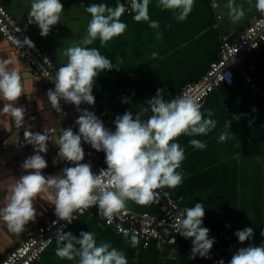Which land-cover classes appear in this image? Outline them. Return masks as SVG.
<instances>
[{"label": "crops", "instance_id": "crops-1", "mask_svg": "<svg viewBox=\"0 0 264 264\" xmlns=\"http://www.w3.org/2000/svg\"><path fill=\"white\" fill-rule=\"evenodd\" d=\"M8 10L22 24L32 37L52 56L60 66L66 62L62 55L64 49L75 43L85 34L90 14L85 8L92 3H106L114 7L117 0H60L63 13L60 22L52 27L47 37L38 36L40 29L35 24H28L30 0H1ZM214 1L218 2L214 5ZM126 5L129 0H119ZM228 0H194V6L186 20L178 22L175 13L157 7V0H150L149 16L159 22V29L149 27L148 22H136L133 14L126 11L121 20L128 27L124 34L114 37L106 47H101L96 40L89 47L99 48L102 55L117 62L122 59L121 68L106 70L94 79L93 95L95 106L114 124L115 117L126 111H142L148 107L147 100L155 96L158 89L162 95L170 97L176 94L186 83L197 81L205 74L210 63L219 56L222 39H233L259 13L255 0H235L243 5L245 17L233 24L227 16L225 7ZM153 53H156L153 56ZM9 58L22 77L25 95L19 103L26 108V127L32 131H48L53 140L48 143L45 155L48 166L42 170L47 175L60 174L67 165L57 157L59 148L55 145L59 130L71 126L75 109L67 106L63 117L56 113L47 101L46 92L52 88L45 81L30 78L31 68L16 52L4 43L0 36V59ZM235 58L229 63L233 64ZM264 42L248 54L247 64L255 66L252 72L260 88H264ZM129 99L130 103L122 102ZM2 106V102H0ZM203 109H212V119L217 120L216 128L206 136L188 137L181 135L178 142L185 149V159L181 163L184 174L183 183L174 189L167 188L180 199L182 208L193 207L202 203L205 208L203 227L214 233L215 242L223 246L220 228L231 224L238 230L252 227L259 245L264 243V93L249 89L242 84V68H236L235 83L222 85L215 89L205 100ZM256 109L253 112V109ZM149 110L142 116L147 119ZM240 116L239 120L233 119ZM251 121V123H249ZM230 122L231 127L225 128ZM115 126V124H114ZM228 133L225 141L219 140L222 132ZM24 128L17 130L12 119L0 115V207L10 195L9 188L23 174L20 164L33 154V146L23 143ZM190 139L205 142L204 149H194ZM8 142L3 149V141ZM48 193H41L34 201L37 209L36 220L30 221L19 234L9 230L6 223L0 221V261L7 252L23 238L34 232L47 217L54 214V205L48 200ZM127 207L137 211H154L155 206L137 205L127 202ZM81 231L96 234L97 241H105L122 250L128 264H208L197 255L190 258L192 247L180 236L171 232L165 239L152 240L148 245L141 237L136 247L130 245V237L118 233L107 226L103 218L96 214L82 216L68 232L79 236ZM170 240V241H169ZM238 247L241 244L235 237ZM57 243L53 244L33 264H78L75 260L61 259L55 254Z\"/></svg>", "mask_w": 264, "mask_h": 264}, {"label": "clouds", "instance_id": "clouds-1", "mask_svg": "<svg viewBox=\"0 0 264 264\" xmlns=\"http://www.w3.org/2000/svg\"><path fill=\"white\" fill-rule=\"evenodd\" d=\"M149 4L150 0H129L127 5L117 0L114 7L106 3L90 4L84 9L90 14L85 34L62 53L66 62L58 66L54 76L47 69L44 71L45 77H50L48 80L54 83V88L46 92L50 107L63 117V101L74 105L79 113L75 120L78 130L74 131L71 126L62 127L55 142L59 148L57 157L73 165L65 166L60 174L45 176L42 173L48 166L43 154L49 150L51 137L47 131L34 132L26 127V108L19 103L25 95L22 77L15 67H11V59H0V115L9 116L17 130L24 128L23 143L18 146H33V154L20 164L23 174L11 185L10 195L5 197L7 202L0 207V221L6 223L10 231L19 234L30 221L36 220L34 201L41 193L49 194L48 200L54 205L55 215L69 224L77 218L76 213L82 215L94 205L98 206L99 215L111 224L114 218L126 214L128 201L141 206L158 203L157 190L174 189L183 183L184 174L177 170L186 158L185 149L176 142L177 138L181 135L206 136L217 126V120L211 118L214 115L212 109L202 111L204 106L197 95L186 91L179 97L165 100L158 89L142 111L135 115L132 111L118 114L114 131L106 128L93 111L80 107L81 104H95L94 79L106 70L115 68L119 71L123 63L120 58L113 63L112 59L101 54L99 48L89 46L99 40L100 46L106 47L114 37L124 34L128 25L121 17L129 10L134 21L148 22L149 27L159 29V22L150 19ZM193 6L194 0H157V7L174 12L178 22L187 19ZM225 7L231 23L245 17L243 5L236 4L235 0H228ZM254 7L264 15V0H255ZM63 8L60 0H30L27 23L37 25L40 35L47 37L52 27L60 22ZM15 43L21 48L25 45L34 47L27 36L23 41L16 39ZM45 64L48 68L53 67L47 57ZM122 102L130 103V100ZM149 110L151 115L142 119ZM233 119L239 120L240 116L234 115ZM229 127L231 123L226 122L225 128ZM227 138L226 131L219 135L220 141ZM82 141L97 152L105 153L106 168L94 171L90 163L83 162ZM189 144L194 149L206 147L199 139H190ZM204 216V205L195 203L193 207L184 208L171 224L176 233L186 239L192 238L190 258L206 257L214 245L215 238L209 237L210 230L202 226ZM261 234L264 235V231ZM234 235L243 244L252 239L253 228L245 227ZM56 242L55 254L61 259L71 261L78 257V264H128L122 250L109 242H98L96 234L91 231H81L77 237L63 231L62 226L57 229ZM138 244L137 234H132L130 245L136 247ZM220 264L224 261L221 260ZM228 264H264V243L239 247Z\"/></svg>", "mask_w": 264, "mask_h": 264}, {"label": "built area", "instance_id": "built-area-1", "mask_svg": "<svg viewBox=\"0 0 264 264\" xmlns=\"http://www.w3.org/2000/svg\"><path fill=\"white\" fill-rule=\"evenodd\" d=\"M217 4L218 2L214 1V5ZM0 34L17 50L20 59L30 65L42 79L48 80L50 78L45 77L44 75L46 69L54 76L55 70L59 65L45 48L39 44L37 38H34L27 33L22 24L8 10L1 0ZM26 36L34 43V47L29 48L25 45L21 48L15 43L16 39L23 41ZM38 36H41L40 32L38 33ZM263 42L264 15L259 14L255 16L235 38L231 39L228 36H225L222 39L218 58L210 63L202 78L197 81L186 83L176 94L170 97H165L164 99L171 100L174 97L181 96L187 91L189 94L197 95L200 98V102L204 104L205 100L215 89L222 85L231 86L235 83L237 67L242 68V84L244 86L264 93V88H260L252 76L255 66L247 64L249 52L259 48ZM45 57H47L50 63H52V68H48V65L45 64ZM234 58V63L230 64L229 62ZM223 75L224 80L222 79ZM48 81L54 88V83L51 80ZM67 106L75 109V117L72 124L78 126L75 124V120L79 115L76 111V107L72 104H66L61 101L63 112ZM80 107L82 109L87 108L89 111H93L97 117L103 121L106 128L113 131L115 130L114 124H112L105 115L96 108L95 104L93 106L81 104ZM49 135L51 137L50 141H52L53 136L51 133H49ZM2 143V148L6 149L8 142L5 140ZM82 147L85 150V160L83 162L90 163L94 171H99L101 168L107 167L105 164V153L103 151L97 152L95 149H92L89 144L84 143L83 141ZM67 165L73 166L68 162ZM157 191L159 192V202L152 203L155 206L154 211H137L127 207L126 214L122 213L120 216L114 218L111 224L107 223V221L99 215L98 206L95 205L86 210L82 215L76 213L77 218L70 224L66 221L60 220L54 213L52 216L45 218L34 232L23 238L18 244L11 248L1 259L0 264H33L42 257L50 246L57 243V229H60L63 226V231L68 232L82 216L90 213L103 218L104 223L107 226L113 227L122 235H125V233H128L127 236L137 234L138 237H141L144 240L146 245L152 240L158 241L165 239L166 234L171 232L183 238L192 247V238H184L179 233H176L175 229L171 227V224L175 222L176 216L183 211L180 199L167 188ZM161 221H164V223H161ZM226 225L220 228L223 236V246H219L214 242L208 255L206 257H201L208 264H220L221 260L224 261V264H228L234 252L239 248L235 243L236 236L234 235L238 229L231 224ZM209 237L214 238V233L209 231ZM249 244L260 246L255 236L247 241L246 246L243 247H247Z\"/></svg>", "mask_w": 264, "mask_h": 264}, {"label": "water", "instance_id": "water-1", "mask_svg": "<svg viewBox=\"0 0 264 264\" xmlns=\"http://www.w3.org/2000/svg\"><path fill=\"white\" fill-rule=\"evenodd\" d=\"M0 36H1V34H0ZM4 43L7 45V46H9L11 49H13L15 52H16V55L18 56V52H17V50L7 41V40H5L4 39ZM19 57V56H18ZM20 58V57H19ZM27 64V63H26ZM29 68H31V76H30V78L32 79V80H35L36 78H39V79H41V80H43V81H45L46 82V84H49L52 88H53V86L50 84V82L48 81V80H44V79H42L34 70H33V68L29 65ZM35 78V79H34Z\"/></svg>", "mask_w": 264, "mask_h": 264}]
</instances>
